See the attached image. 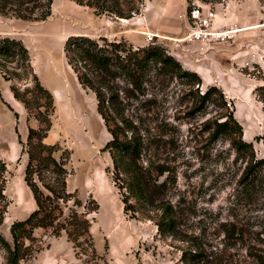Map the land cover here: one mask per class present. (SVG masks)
I'll return each instance as SVG.
<instances>
[{"label":"rangeland","instance_id":"rangeland-1","mask_svg":"<svg viewBox=\"0 0 264 264\" xmlns=\"http://www.w3.org/2000/svg\"><path fill=\"white\" fill-rule=\"evenodd\" d=\"M119 1L124 13L130 14L128 18L96 14L92 7L74 0H54L45 20L0 15V37L24 44L30 71L53 94L55 110L45 142L57 144V158L65 149L70 152L68 189L76 191L87 207L94 206L90 199L98 206L91 213L96 252L106 264H183L181 249L187 242L159 237L152 220L130 218L123 212L121 197L106 171L110 158L102 151L110 135L96 111L94 94L77 82L63 52L70 35L105 36L135 49L148 45L143 34L151 32L153 43L164 47L182 68L201 80L199 86H190L171 73L153 69L143 95L135 102L145 124L158 125L168 133L164 139L173 136L176 143L163 157L177 171L176 188L169 196L173 202L181 200L180 230L199 236L198 242L207 251L223 250L234 259H246V243L261 238L264 244V179L257 183L259 202L235 195L247 158L237 156L228 136L210 139L208 121L213 122L225 109L213 98L206 108L197 110L193 93L197 86L201 93L216 86L241 127L242 139L253 145L256 156L264 157V0ZM193 1L213 7L215 25L231 32L228 39L207 44L184 40L187 29L179 14ZM6 66L15 74L9 77L0 70V158L6 162L3 193L8 201L0 233L10 240L11 224L35 207L23 181L26 155L21 149L29 125L37 127L38 122L11 91V86L20 90L31 87L32 74L17 68L15 62L6 61ZM238 229L242 235L237 234ZM34 233L42 249L19 264H87L84 257L76 256L64 233L58 237L42 229ZM249 261L247 258L244 264H251ZM4 263L5 251L0 247V264Z\"/></svg>","mask_w":264,"mask_h":264},{"label":"trees","instance_id":"trees-1","mask_svg":"<svg viewBox=\"0 0 264 264\" xmlns=\"http://www.w3.org/2000/svg\"><path fill=\"white\" fill-rule=\"evenodd\" d=\"M53 1L0 0V15L22 20H45L51 14ZM74 1L92 7L96 14H114L123 18L130 16L124 13L119 0ZM63 52L77 82L94 94L96 111L110 135L102 151L110 158L111 164L106 171L110 173L121 197L123 212L130 218L152 220L159 237L178 238L187 242L181 249L180 261L183 264H244L247 258L251 264H264L261 238L252 244L246 243V259L241 260L232 258L223 250L207 251L198 242L199 236L192 237L180 230L181 200L173 202L169 196L170 191L176 188L177 171L163 157L169 149L176 148V143L173 136L164 139L168 133L158 125L148 127L142 112L139 114L137 111L139 108L135 102L139 95H143L145 81L153 69L171 73L190 86H199L200 77L182 68L158 44L134 49L123 40L77 34L66 38ZM6 61L15 62L17 68L32 74L31 87L20 90L11 86V91L28 115L33 114L38 126L29 125L26 143L21 149V154L26 155L23 181L31 192L35 207L27 217L11 224L10 240L0 233V247L5 251L4 264H19L42 249L41 240L34 233L37 229L55 237L64 233L77 257H84L87 264H106L96 252L91 232L94 221L91 213L98 206L94 199H90L89 202L94 206L87 207L76 191L68 189L66 179L70 173L67 167L70 152L65 149L57 158V144L45 142L51 126L50 117L55 110L53 94L30 71L28 52L20 40L0 37V70L10 77V73H15L9 70ZM198 86L193 93L198 103L197 110L206 108L213 98L219 99L220 106L225 109L213 122L208 121L206 130L210 139L216 141L221 136H228L230 147L237 156L247 158L234 189L235 195L259 202L256 189L257 183L264 179V157L256 156L253 145L242 139L241 127L226 107L221 91L216 86H209L201 93ZM220 118L222 120L218 121ZM5 172L6 162L0 158V223L8 205L3 193ZM236 232L242 235L241 230ZM240 242L245 245L243 241Z\"/></svg>","mask_w":264,"mask_h":264},{"label":"built area","instance_id":"built-area-1","mask_svg":"<svg viewBox=\"0 0 264 264\" xmlns=\"http://www.w3.org/2000/svg\"><path fill=\"white\" fill-rule=\"evenodd\" d=\"M179 17L185 21L187 29L186 39L199 44H207L212 41H225L230 37L229 30L217 27L216 13L213 7L193 1L191 6L179 14ZM145 42L153 43L154 33L144 32Z\"/></svg>","mask_w":264,"mask_h":264},{"label":"bare ground","instance_id":"bare-ground-1","mask_svg":"<svg viewBox=\"0 0 264 264\" xmlns=\"http://www.w3.org/2000/svg\"><path fill=\"white\" fill-rule=\"evenodd\" d=\"M64 37V36H63ZM186 38H184V40H185ZM59 93L57 92V90H55V95H56V97H57V95H58ZM58 98V97H57Z\"/></svg>","mask_w":264,"mask_h":264}]
</instances>
